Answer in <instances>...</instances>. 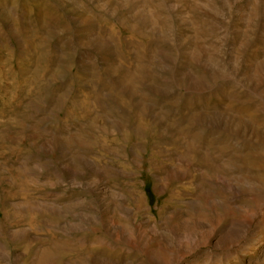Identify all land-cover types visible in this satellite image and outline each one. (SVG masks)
Wrapping results in <instances>:
<instances>
[{
	"label": "rangeland",
	"instance_id": "1",
	"mask_svg": "<svg viewBox=\"0 0 264 264\" xmlns=\"http://www.w3.org/2000/svg\"><path fill=\"white\" fill-rule=\"evenodd\" d=\"M0 264H264V0H0Z\"/></svg>",
	"mask_w": 264,
	"mask_h": 264
}]
</instances>
